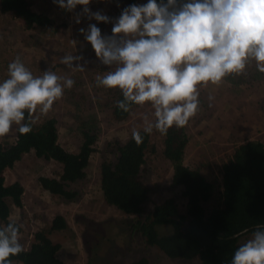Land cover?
I'll return each instance as SVG.
<instances>
[{"label": "rangeland", "instance_id": "374dc122", "mask_svg": "<svg viewBox=\"0 0 264 264\" xmlns=\"http://www.w3.org/2000/svg\"><path fill=\"white\" fill-rule=\"evenodd\" d=\"M30 2L37 11H41L48 3L46 0ZM147 2L148 0H137L136 4ZM128 5L122 0H91L89 7L93 11L103 10L110 17H117ZM81 8L83 6L78 5L75 12L62 9L60 15H68L55 20V33L49 27L46 30L24 29L21 21L13 18L12 14L0 12V76L19 56L34 76H41L44 71L51 69L58 76L74 80L73 87L65 88L63 96L54 103L49 113L41 115L35 123L55 118L59 142L68 150L76 151L82 141L84 129L78 128L76 123L92 118L97 126L95 145L99 149L87 169V176L75 186L81 195L73 201L52 196L38 182L40 176L57 177L61 172V163L39 158L34 150L23 153L12 168L5 170L6 184L18 181L23 187L21 205L11 202L9 217L22 226L20 243L28 248L34 241L35 231L48 227L55 215L63 216L67 227L52 231L50 237L61 245L58 255L67 264H86L90 253L93 264H132L142 257H148L150 264H188L189 261L168 259L158 250L146 248L139 234L131 232L130 223L134 220V215L122 213L105 202L101 195L98 186L101 147L114 137L123 141L134 128L143 129L144 117L154 119L151 116L154 110L150 103L135 105L125 122L115 124L111 120L107 92L96 85V77L99 75L98 67L93 66L92 59H96L94 50L84 37L83 41H79L82 34L75 31L79 26L74 22V16ZM60 9L59 7L58 12ZM82 20H85L83 23H86L87 28L89 21ZM91 23L97 22L93 20ZM97 26L102 34H111V23H97ZM67 28L74 30L73 36L67 34ZM80 54L90 61L83 72L61 63L65 55ZM94 61L99 62L97 59ZM254 66L255 62H250L239 80L236 76L231 80L225 77L219 85L208 84L199 88L198 114L184 127L188 136L184 162L190 167L198 168L210 180H216L222 160L239 143L250 139L264 142V73H260ZM103 67L105 74L114 70V66ZM235 79L240 83L231 82ZM76 93L80 100H74ZM220 104L223 107H219ZM203 116H208V123ZM16 128L17 125H13L7 135L0 137V142L10 144L15 138ZM150 141L155 145V152L147 160L146 175L151 194L144 205L146 210L163 198L179 195L168 188L171 166L162 156V135L153 131L150 133ZM178 203L183 210L180 198ZM251 237L252 234L245 235L240 240L245 243ZM94 244H97L96 250L90 252V247ZM196 263L194 260L193 264Z\"/></svg>", "mask_w": 264, "mask_h": 264}, {"label": "trees", "instance_id": "16d2710c", "mask_svg": "<svg viewBox=\"0 0 264 264\" xmlns=\"http://www.w3.org/2000/svg\"><path fill=\"white\" fill-rule=\"evenodd\" d=\"M122 1L129 5L137 2ZM0 12H10L28 30L49 22L46 15L32 9L30 0H0ZM94 60L98 75L103 76V65ZM235 76L239 80L241 74L227 78L231 80ZM231 82L240 83L237 79ZM101 88L107 92L111 120L115 124L125 122L136 104H131L129 111L124 112L117 106L123 99L122 92ZM74 96L80 100L78 93ZM76 126L84 128L76 151L68 150L59 142L55 118L32 124L27 134H20L17 126L10 144L0 142V225L16 223L9 217L10 203L20 206L23 193L18 181L5 183V170L12 168L22 154L30 150L39 158L52 159L62 165L57 177L38 178L44 191L64 201L79 198L81 193L75 186L87 176V169L99 149L95 145L98 136L95 120L84 119ZM139 131L143 137L141 144L137 145L130 132L123 141L118 137L107 141L99 151L98 186L105 202L122 213L134 215L131 232L139 234L146 248H154L168 259H183L189 261L188 264H193L194 260L196 264H230L235 251L244 243L240 238L253 234L257 226L264 228V142L250 139L239 143L222 160L216 180H210L198 168L184 162L188 141L184 127L173 126L167 134L154 129L163 137L162 156L171 166L168 188L179 195L163 198L146 210L144 205L151 194L147 160L155 152V145L150 141V134L143 129ZM178 198L183 201V210ZM66 227L64 217L55 215L48 227L34 232V241L28 248L22 246V252L10 257L12 264H67L58 255L61 245L50 237L52 231ZM96 247L97 244L91 245L90 252ZM89 255L87 264H93L91 253ZM132 264H150V260L142 257Z\"/></svg>", "mask_w": 264, "mask_h": 264}, {"label": "clouds", "instance_id": "9594fccd", "mask_svg": "<svg viewBox=\"0 0 264 264\" xmlns=\"http://www.w3.org/2000/svg\"><path fill=\"white\" fill-rule=\"evenodd\" d=\"M53 2L67 12L83 6L74 22L87 19L89 23L79 32L99 63L114 66L96 77V85L119 89L123 99L117 106L124 112L133 103H150L154 119L144 117V133L155 129L167 134L173 126L185 127L199 108L200 86L219 85L229 75L242 74L250 62L264 73V0H148L124 7L117 17L93 11L91 0ZM93 20L111 23V34H102ZM61 63L83 72L90 61L82 54L65 55ZM7 72L8 78L0 81V137L13 125L20 134L29 133L31 125L63 96L64 89L75 83L51 69L34 76L19 56ZM132 139L137 145L143 142L135 128ZM21 227L13 222L0 225V264H12L10 257L23 251ZM230 264H264V228L257 226L252 237L237 248Z\"/></svg>", "mask_w": 264, "mask_h": 264}, {"label": "crops", "instance_id": "0c3cea01", "mask_svg": "<svg viewBox=\"0 0 264 264\" xmlns=\"http://www.w3.org/2000/svg\"><path fill=\"white\" fill-rule=\"evenodd\" d=\"M33 1V0H32ZM41 1H44V0H41ZM46 1H48V3L45 5V7L41 10V11H37V9H34L33 8V4H32V9L34 10V11H36L37 13H41V14H44V15H46V17L48 18V24L47 25H36V26H34V29H38V30H46L48 27L51 29V30H54V33H55V28H54V25H55V20L56 19H63V18H65V16H67L68 15V13H66V14H61L60 15V12H61V10L62 9H60V11L58 12V10H59V6L55 3V5H54V2H52L53 0H46ZM107 2H108V0H107ZM7 13H10V12H7ZM11 14V13H10ZM13 16V15H12ZM14 18V17H13ZM17 20V19H16ZM85 20H82V22L80 23V24H78V26L79 27H76L77 28V30H75V31H79V28H81V27H86V23H83ZM63 24H64V22L63 21H61ZM67 22H69V20H67ZM66 22V25L68 24ZM74 31V30H73ZM73 31L72 30H70V29H68L67 28V34L68 35H74L73 34ZM81 33H79V35H80ZM79 37H81L80 39H79V41L80 40H82L83 41V35H80ZM61 43H66V42H62L61 41ZM78 44V43H77ZM254 68L255 69H257L256 68V66H254ZM8 78V72H7V70H6V72L3 74V75H1L0 76V81H3V80H5V79H7ZM74 100H76V99H74ZM74 106H78V105H74ZM219 107H223V105H221L220 104V106ZM208 111V110H207ZM206 111V112H207ZM220 113H223V111H220ZM197 114L198 113H196V115L195 116H197ZM220 116H222L221 114H220ZM203 118H204V121L206 122V123H208V116H203ZM87 264V263H86Z\"/></svg>", "mask_w": 264, "mask_h": 264}]
</instances>
